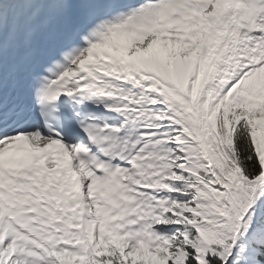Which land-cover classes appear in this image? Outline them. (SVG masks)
<instances>
[{
	"label": "snow or ice",
	"instance_id": "6c2138e0",
	"mask_svg": "<svg viewBox=\"0 0 264 264\" xmlns=\"http://www.w3.org/2000/svg\"><path fill=\"white\" fill-rule=\"evenodd\" d=\"M0 264H264V0H0Z\"/></svg>",
	"mask_w": 264,
	"mask_h": 264
}]
</instances>
